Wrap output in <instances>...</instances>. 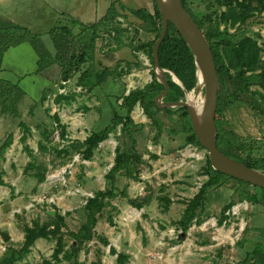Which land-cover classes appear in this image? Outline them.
<instances>
[{"label": "rangeland", "instance_id": "obj_1", "mask_svg": "<svg viewBox=\"0 0 264 264\" xmlns=\"http://www.w3.org/2000/svg\"><path fill=\"white\" fill-rule=\"evenodd\" d=\"M19 1L10 0V3ZM206 3L207 0H191L189 10L203 12ZM247 3L252 9L251 16L243 25H226L227 32L256 41L261 49L259 64L264 70V0H236L231 6ZM122 6L115 20L100 29L101 37L96 42L97 67L115 69L99 87L80 88L76 71L64 88L54 85L59 80L58 68H52L54 82L37 73L35 54L26 43L9 48L4 56L0 79L17 85L23 94L14 104V113L2 111L0 107V145L9 134L12 136L10 146L0 155L3 181L0 232L10 236L6 242L0 238V259L9 250L21 248L27 227L48 234L34 240L29 252L14 264L253 262L242 263L254 242L264 240V204L259 189L246 190L256 195L258 201L253 204L239 199L241 186L233 180H223L205 195L199 214L202 222L197 224L194 218L183 233L178 221L188 201L207 179L203 172L206 151L185 143L177 116L162 110L157 117L163 130L157 133L138 104L130 113L134 123L141 125L135 145L140 158L137 171L132 172L133 177L117 175L114 197L98 214L92 238L79 246L73 242L70 234L77 232L85 222L87 199L107 186L105 175L113 164L119 127L97 145L88 159L83 155L81 144L90 133L108 125L114 113L124 116L125 110L120 107L122 97L151 81L152 64L143 46L155 37L157 24L153 27L142 23L129 12L130 7ZM21 10L20 18H14L16 23L39 35L47 51H53L48 32L52 27L64 26L72 32V52L79 54L80 46L76 43L83 41L79 38L80 25L73 26L69 20L57 17L49 19L50 12L35 0L24 1ZM53 21L56 22L50 24ZM1 22L5 21L0 15V26ZM223 28L221 23L218 29ZM132 50L138 66L124 64L125 61L135 62ZM90 63L84 61L78 70L83 71ZM260 71L258 68L254 72ZM249 90L250 93L256 91L253 104L264 110V89L250 85ZM58 94L60 99L56 98ZM222 122L225 130L252 141L251 157L264 158V114L245 104L224 112ZM23 134L25 139L21 141ZM237 154L244 158L246 153L238 151ZM230 199L234 204L224 209ZM130 201L140 203L141 207L132 206ZM50 211L54 212L53 216L48 214ZM50 231L56 232L51 235ZM58 239L62 251L58 261H53L51 256ZM71 246L78 247V251L72 253ZM118 256L122 257L121 261Z\"/></svg>", "mask_w": 264, "mask_h": 264}, {"label": "trees", "instance_id": "obj_2", "mask_svg": "<svg viewBox=\"0 0 264 264\" xmlns=\"http://www.w3.org/2000/svg\"><path fill=\"white\" fill-rule=\"evenodd\" d=\"M190 1L191 0H180L182 6L198 25L208 42L217 74L218 94L215 111V125L217 129L216 147L226 156L245 166L264 171V158H253L250 155L253 146L252 141L244 140L240 136L225 130L222 122V115L224 112L245 104L249 105L250 109L256 110L259 114H264V110L260 105L255 106L253 104L256 91L249 92L250 85H258L264 89V70L259 64L261 49L256 45L254 39L245 35L238 36L237 33L230 34L227 32L226 28V25L234 27L236 24L239 26L245 24L246 20L251 16L252 9L249 8L248 3L246 5L240 4L237 7H232V2L236 0H207L203 12L192 13L189 10ZM152 3V14H149L145 9L129 10V12L142 23H147L153 27L157 24L155 37L152 41L144 45L145 47L143 46V48L147 50V56L151 64L152 44L160 32V14L154 0H152ZM118 6L119 8H123L121 4ZM222 7H225V9L222 10ZM116 16L117 11L114 8V3L111 2L104 16L91 25L84 26L77 24L72 19L69 20L71 25L81 26L79 38L83 41H81L82 43L78 42L79 45L76 43L77 47L80 46L78 50L79 54L72 52L71 43L73 42V36L68 27L52 28L48 32L53 45V51L49 52L42 44L39 35L32 34L26 28L13 25L4 20L5 22H1L3 25L0 26V69L3 54L7 49L26 43L35 54L37 73L44 75L50 82H54L53 72H55V70L52 68L54 66L55 69L58 68L57 74H59V80H57L58 83H54V85L59 88H64L69 82V78L74 74L72 72L76 71L79 72L77 85H79L80 88L93 89L99 87L100 84L104 82L106 76L112 71H115V69L110 71L107 67H97V63L95 64V46L97 40H100L99 38L101 37L99 36L100 29H103L113 22ZM221 23L224 24V28L219 30L218 26ZM129 47L131 48V46ZM131 54L133 55V50ZM133 58L135 59L134 63L125 61L124 64L138 66L139 62H136L138 61L136 60V56L133 55ZM86 60L91 63L86 69L80 72L78 69ZM118 63L119 62H117L116 66ZM158 64L159 67L172 72L187 92L194 88L195 67L192 55L179 33L170 23L167 25V32L158 48ZM258 68H260L261 71L255 73L254 71ZM150 76L151 81L147 85L141 89H133L122 97L120 107L125 110L124 116L114 113L108 125L97 132L90 133L81 144V147L84 148L83 155L85 159H88L97 145L107 139L108 135L119 127L120 136L116 139L113 164L105 175L107 186H105L103 190H97L92 197L87 199L84 207L85 222L77 232L70 234L73 242L77 243L78 246L84 243V241L92 238V230L97 221L98 214L105 204L114 197V184L117 175L122 173L128 177H133L132 172L135 170L137 171V167L140 164V158L136 155L135 145L137 140L136 135L139 133L141 125L134 123L130 115L132 108L136 104L143 109L144 114L156 128L157 133H161L163 130L162 123L157 117L160 110L168 115H176L185 143L203 149L199 146L192 131L185 108L158 109L156 107L154 98L163 90V87L155 81L152 69L150 70ZM165 78L168 90L164 101L170 102L181 99V97L184 96L182 89L171 81L169 75L165 74ZM63 82L64 84H62ZM257 93L260 97H263V94L258 91ZM20 94H23V92L17 85L0 79V107L2 111L10 110L14 113L13 107L15 102L20 99ZM56 98L60 99L61 95L58 94ZM262 99H264V97ZM24 139L25 136L23 134L20 140L24 141ZM11 142L12 136L9 134L0 145V155H3ZM238 151L246 153L245 157L241 158L237 154ZM203 172L207 175V179L201 184L197 194L188 201L181 215V219L178 221V225L183 233L187 231L189 223L194 218L197 224L202 222L199 214L203 210L204 197L209 189L219 185L223 180H233L241 186V188L238 189L240 200L244 199L253 204L258 201L255 194H249V192L246 191L248 188H255L254 186L214 171L210 166L207 156L205 158ZM0 185H3L1 177ZM259 191V197L264 204V190L259 189ZM130 204L136 208L141 207V204L136 201H130ZM233 204L234 202L230 199V202L224 209L231 207ZM55 218L60 220L57 216ZM221 222L222 219L219 220V223ZM55 227L58 229L57 225H55ZM55 232L56 231H50L49 233L54 235ZM47 234L48 233L44 230L38 233L35 229L26 227L24 229V241L21 248L19 250H9L6 252L0 259V264H14L20 261L24 255L29 252V248L34 240L38 237H46ZM253 246L252 251L246 255L242 263L254 260L249 264H264V240L262 242H254ZM78 249V247L71 246L72 253H76ZM61 251V240L58 239L51 259L53 261H58V254L61 253ZM121 259L122 257L118 256V260L121 261ZM42 264L52 263L42 262Z\"/></svg>", "mask_w": 264, "mask_h": 264}, {"label": "water", "instance_id": "obj_3", "mask_svg": "<svg viewBox=\"0 0 264 264\" xmlns=\"http://www.w3.org/2000/svg\"><path fill=\"white\" fill-rule=\"evenodd\" d=\"M160 14V32L154 40L151 48L152 74L157 83L161 84L163 90L154 98L158 109L185 108L188 114L192 131L200 147L206 151L210 166L214 171L225 176L245 182L251 186L264 190V171L245 166L244 164L226 156L216 147L217 129L215 125V111L217 105L218 80L214 59L207 40L202 31L194 22L188 12L182 6L180 0H154ZM170 23L181 36L186 47L189 49L195 67L196 96L201 90L200 104L189 101L187 92L176 76L158 64V48L167 32ZM170 76L171 81L177 84L183 91L184 100L165 102L168 86L165 74ZM53 216L54 212H48ZM6 232H0L3 242L9 239Z\"/></svg>", "mask_w": 264, "mask_h": 264}, {"label": "crops", "instance_id": "obj_4", "mask_svg": "<svg viewBox=\"0 0 264 264\" xmlns=\"http://www.w3.org/2000/svg\"><path fill=\"white\" fill-rule=\"evenodd\" d=\"M24 1H32V0H20L17 4H11L10 0H0V12H1L0 15L7 22H10L13 25H17L29 30L27 27L16 23L15 20L17 18H20V12L22 11L21 5L24 3ZM35 1H38L41 6L47 8V10L50 12L48 16L49 19L52 20L53 17H57L59 19H66V20L72 19L77 24L84 26L91 25L97 22L102 16H104L111 2L114 3V8L117 12H119L118 5L121 4L130 7L131 10L145 9L149 14L153 13L152 0H35ZM55 22L53 21L50 24L53 25ZM7 53H8V49L3 54L2 63L4 56Z\"/></svg>", "mask_w": 264, "mask_h": 264}, {"label": "bare ground", "instance_id": "obj_5", "mask_svg": "<svg viewBox=\"0 0 264 264\" xmlns=\"http://www.w3.org/2000/svg\"><path fill=\"white\" fill-rule=\"evenodd\" d=\"M187 98L189 99V101H192V103L195 105L200 104L201 102L200 92L196 96L193 93H189L187 95Z\"/></svg>", "mask_w": 264, "mask_h": 264}, {"label": "built area", "instance_id": "obj_6", "mask_svg": "<svg viewBox=\"0 0 264 264\" xmlns=\"http://www.w3.org/2000/svg\"><path fill=\"white\" fill-rule=\"evenodd\" d=\"M62 84H64V82Z\"/></svg>", "mask_w": 264, "mask_h": 264}]
</instances>
